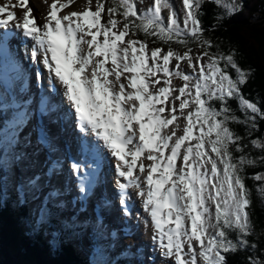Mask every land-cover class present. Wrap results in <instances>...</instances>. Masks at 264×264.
I'll list each match as a JSON object with an SVG mask.
<instances>
[{
  "label": "snow or ice",
  "instance_id": "snow-or-ice-1",
  "mask_svg": "<svg viewBox=\"0 0 264 264\" xmlns=\"http://www.w3.org/2000/svg\"><path fill=\"white\" fill-rule=\"evenodd\" d=\"M42 2L46 7L36 16L27 0H8L0 5V28H14L30 38L25 55L33 62L35 77L41 78V68L47 70L49 94L56 84L62 86L79 132L94 136L107 154L94 151L91 163L73 157L70 146H61L63 129H52L67 114L45 119L59 111L57 106L42 99L37 115L25 102L17 116L23 124L30 122V128L22 133L23 149L10 142V153L6 149L0 159V193L9 188L19 192L17 203L22 204L24 189H51L32 231L51 222L53 209L72 203L61 199L67 185L54 183L61 181L65 167L77 178L78 211L83 212L93 181L99 180L101 159L110 156L123 215H130L127 201L134 189L145 230L151 228L152 253L141 245H125L143 257L130 264H157V250L161 264H230L227 256L239 251L248 253L245 264H264V245L249 240L256 233L252 189L245 183L246 169L264 164V103L246 96L253 70L240 66L236 49L224 51L205 35L226 16L243 12L246 0H180L177 6L173 0H149L139 9L138 0H110L107 7L106 0H95L94 11H64L73 0ZM209 4L225 9L226 16L214 12L216 23L206 28L201 18ZM12 36L0 34V46ZM148 38H155L151 48ZM254 133L259 137L253 138ZM256 150L260 154L252 155ZM41 156L42 170L20 179L22 166L37 167ZM251 179L259 182L256 191L264 202V172ZM111 207L102 197L91 224L77 223L76 216L71 222L56 217L60 228L51 232L49 244L55 249L65 229L86 227L118 241V232L109 231L103 217Z\"/></svg>",
  "mask_w": 264,
  "mask_h": 264
},
{
  "label": "trees",
  "instance_id": "trees-1",
  "mask_svg": "<svg viewBox=\"0 0 264 264\" xmlns=\"http://www.w3.org/2000/svg\"><path fill=\"white\" fill-rule=\"evenodd\" d=\"M106 1L110 2V0ZM91 3L94 4V2ZM173 3L174 6L178 5L177 0H173ZM262 9H264V0H246L243 12L227 18L225 9L209 4L206 14L201 19L203 26L209 28L216 23L213 19L214 12L226 16L225 21L217 29L205 32V35L211 37L224 51L229 50L230 47L236 49L238 53L236 59L240 66L253 70L244 90L246 96L264 103V14L262 15ZM139 38L145 39L142 34L139 35ZM154 39L148 38V42L152 46ZM173 47L180 48L175 44ZM233 127L238 126L233 125ZM258 137L259 133L253 134V138ZM246 151L248 150L246 149ZM251 154L258 156L260 153L256 150ZM258 172H264V164L247 168L245 174L249 178L245 183L252 189L250 214L256 233L255 236L249 237V240L259 246L264 245V202L261 201L259 193L256 191L259 182L251 179V176ZM0 195L3 196V200L0 201V264H111L108 262L109 259L98 260L93 257L89 261L82 258L70 242L77 232L76 229H65L57 237L58 244L53 249V246L49 244L47 231L41 227L32 231V228L28 226L30 224L28 208L24 204L17 203V197L20 194L9 188ZM50 224L60 227L57 222H50ZM247 255L248 253L239 251L235 255L229 254L227 259L230 264H245ZM117 262L130 264L127 259H121L112 264H117Z\"/></svg>",
  "mask_w": 264,
  "mask_h": 264
},
{
  "label": "bare ground",
  "instance_id": "bare-ground-1",
  "mask_svg": "<svg viewBox=\"0 0 264 264\" xmlns=\"http://www.w3.org/2000/svg\"><path fill=\"white\" fill-rule=\"evenodd\" d=\"M31 8H32V6H31ZM44 8H45V5L44 4L39 3L37 5L38 12H40ZM32 14H33V12H32ZM19 39L21 41H23L21 38H19ZM10 44H14V45H8L6 47V49L3 48V45L0 46V55L2 56L3 51L5 50L6 52H10V53H13L14 55H16L17 62L21 66H25L26 64L27 65L31 64L32 68L30 69V71H28L27 73H24V74L21 73L20 77L26 79L27 82H29L31 85H33L34 83L36 85L37 84V81L35 79H33V77H32V73H34L33 72V67H34L33 62L31 61L30 56L25 55V49L26 48L29 49L28 45L31 47L32 44L25 43V45L22 46V45L19 44V42L15 41V40H14V43H10ZM13 46H16V47H13ZM8 57L10 59H12L13 55L12 54H8ZM19 70L21 71V69H19ZM13 73L15 75L18 74L17 71L16 72H13ZM46 77H47V70H44V80H45L46 83L43 81L44 84L42 86H37L36 85V87L35 86L32 87L33 89L35 88L36 90L34 89L33 92L31 93V95H34V93L37 91L38 94H39V96H42V97H44V99L47 100L49 106L55 105L59 109V111H57L55 114H53V115H51L49 117H46L45 119H56L58 116H65L67 114L66 119L62 120L58 125H52V129H53V131H55L57 127L63 129V131L60 134V136L61 135H64L65 136V140L60 138V143H61V146L62 147L65 144H67L69 142V140H71L70 141V144H74L75 145V143L78 142L80 139H79V135L76 132H73V130H72V125H73V122H74L73 121L74 109H71L70 114H69L68 102H67L66 97L63 96V88H62L61 85L57 84L58 85V91H57L58 94L57 95L53 96V95H50V94L47 93L48 90H47V87L46 86H47L48 81H47ZM15 78H17V76H15ZM19 80H20V78H19ZM24 89L25 88H18L17 89V95H18L17 99L18 100L20 98L25 97V94H27ZM49 98H51V99H49ZM33 125L35 127V124L34 123H33ZM85 137L91 139L97 146H99L100 149H102L101 142L96 141V139H95L94 136H91V137L90 136H87V135H83L82 136V138H85ZM70 144L68 143L67 145L69 146ZM74 145H72V146L70 145V150L78 151L79 148L78 147H74L73 148ZM102 152L105 155L107 154V150L106 149H102ZM103 160H104L105 164L102 165V170L101 171H102L103 179H102L101 184H103V186L106 189H108L107 192L110 195L117 196V194H116L117 189L114 188L112 186L113 184H111L110 181H109V179L110 180L113 179L114 184H116V179L118 178L116 176L114 170H113L114 161H113L112 157H110V156H108L107 159H104L103 158ZM108 160H111L112 163L109 164L108 163ZM62 179H63V177H62ZM98 185H100L99 184V180H98ZM101 189H103L102 186H101ZM131 206H132V208L134 210L136 209V207H134L132 203H131Z\"/></svg>",
  "mask_w": 264,
  "mask_h": 264
},
{
  "label": "rangeland",
  "instance_id": "rangeland-1",
  "mask_svg": "<svg viewBox=\"0 0 264 264\" xmlns=\"http://www.w3.org/2000/svg\"><path fill=\"white\" fill-rule=\"evenodd\" d=\"M6 2H8V0H0V4H4V3H6ZM91 2H94V4L93 3H91V4H89L88 3V0H73V3L70 5V9H65L64 11H68V10H73V11H78L79 9L78 8H80V6H81V8H83V7H90L93 11L95 10V0H91ZM12 3L14 4V3H16V0H12ZM39 3H41V4H44L43 2H42V0H27V6L28 7H31L32 6V9H33V14L34 15H36V16H38L39 15V12H38V10H37V5L39 4ZM179 3H180V0H177V4L179 5ZM149 4V0H138V9H139V7L140 6H147ZM34 5V6H33ZM45 5V4H44ZM45 7H46V5H45ZM78 7V8H77ZM76 9H78V10H76ZM262 15L264 14V9H262ZM102 16H104V13H102ZM257 16H258V13H257ZM117 19H119V16L117 17ZM102 22H103V20H102ZM126 39H127V37H126ZM148 45H149V47L151 48L152 47V45L148 42ZM159 75V74H158ZM174 83H176V81H174ZM23 175L24 176H26V172L25 173H23ZM21 177V176H20ZM37 197H35V199H36ZM32 206H33V204H32ZM34 209H35V207H34ZM144 214V213H143ZM144 216H145V214H144ZM143 219H144V217L143 218H141V217H139L138 219H137V221L138 222H140L141 223V225H143L144 226V224H143ZM144 230H145V226H144ZM148 230H150V227L147 229V231H146V233H148L149 234V232H148ZM87 233V235H88V232H86ZM49 240H50V238L49 237H47ZM149 238H151L150 237V235H149ZM135 241H137V240H135ZM134 241V242H135ZM162 259V258H161ZM160 259V262H158L157 264H161V260Z\"/></svg>",
  "mask_w": 264,
  "mask_h": 264
}]
</instances>
